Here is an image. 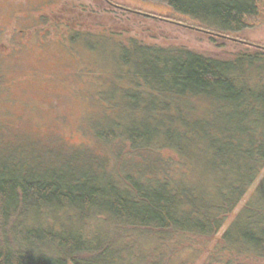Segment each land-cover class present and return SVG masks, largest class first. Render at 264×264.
Segmentation results:
<instances>
[{
  "label": "trees",
  "instance_id": "obj_1",
  "mask_svg": "<svg viewBox=\"0 0 264 264\" xmlns=\"http://www.w3.org/2000/svg\"><path fill=\"white\" fill-rule=\"evenodd\" d=\"M149 1L186 18L216 47L239 41L244 49L222 60L136 40L118 47L130 77L128 107L143 104L148 114L131 120L122 138L136 152L154 153L140 154L142 164L120 177L76 151L45 164L0 146V264H170L161 250L179 236L217 235L263 171L264 46L239 35L264 24V0ZM88 217L134 230L141 242L157 243V256H128L132 244L112 249L100 227L85 239L80 222ZM220 242L237 257L264 259V177Z\"/></svg>",
  "mask_w": 264,
  "mask_h": 264
},
{
  "label": "rangeland",
  "instance_id": "obj_2",
  "mask_svg": "<svg viewBox=\"0 0 264 264\" xmlns=\"http://www.w3.org/2000/svg\"><path fill=\"white\" fill-rule=\"evenodd\" d=\"M239 37L244 43L264 46V24L246 29ZM210 38L186 18L149 0H0V146H12L28 159L37 157L45 164L59 151H76L93 156L106 172L120 177L143 162L140 154L146 158L153 152H136L122 138L131 120L140 121L148 114L143 104L138 103L134 110L128 107L124 92L129 90L130 77L128 68L116 60L118 47L136 40L222 60L244 49L239 41L216 47ZM205 104L198 103L201 114ZM162 116L155 113L150 122ZM59 154L61 158L63 154ZM263 177L264 169L217 235L179 236L170 251L161 250L163 261L264 264V259L237 257L219 247L223 232ZM72 221L73 226L78 225L76 218ZM99 222L92 217L80 222L83 233L88 234L85 239H92L93 231L100 227L103 235L113 238L112 249L132 244L133 252L128 256H157V243L141 242L132 229L124 231ZM72 235L73 231H66L67 239ZM168 253H172L170 258Z\"/></svg>",
  "mask_w": 264,
  "mask_h": 264
},
{
  "label": "bare ground",
  "instance_id": "obj_3",
  "mask_svg": "<svg viewBox=\"0 0 264 264\" xmlns=\"http://www.w3.org/2000/svg\"><path fill=\"white\" fill-rule=\"evenodd\" d=\"M139 158V157H138ZM141 158V157H140ZM144 160V159H143ZM140 161V160H139ZM140 164H142L141 162H140ZM141 166V165H140ZM144 166V165H143ZM133 167V166H132ZM165 168V167H164ZM137 169V168H136ZM171 169V168H170ZM144 170V169H143ZM136 171V170H135ZM142 172V171H141ZM160 172H162V171H160ZM164 172V171H163ZM169 172V171H168ZM170 172H172V171H170ZM92 173V172H91ZM139 173H140V171H139ZM144 173V172H143ZM163 174V173H162ZM171 174V173H170ZM140 175V174H139ZM144 176V175H143ZM164 177V176H163ZM167 177V176H166ZM75 211V210H74ZM79 211V210H78ZM73 212V211H72ZM76 212V211H75ZM68 214V213H67ZM75 215V214H74ZM70 216H71V214H70ZM73 216V215H72ZM78 216V215H77ZM76 216V217H77ZM88 216V215H87ZM70 218H72V217H70ZM78 218V217H77ZM95 237V236H94Z\"/></svg>",
  "mask_w": 264,
  "mask_h": 264
}]
</instances>
